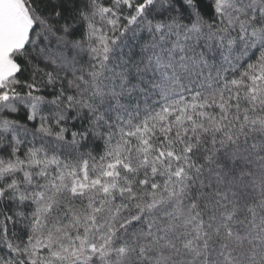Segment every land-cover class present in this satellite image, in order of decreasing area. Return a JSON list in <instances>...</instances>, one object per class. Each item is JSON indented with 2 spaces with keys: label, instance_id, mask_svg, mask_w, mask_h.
<instances>
[{
  "label": "snow or ice",
  "instance_id": "1",
  "mask_svg": "<svg viewBox=\"0 0 264 264\" xmlns=\"http://www.w3.org/2000/svg\"><path fill=\"white\" fill-rule=\"evenodd\" d=\"M0 264H264V0H0Z\"/></svg>",
  "mask_w": 264,
  "mask_h": 264
}]
</instances>
